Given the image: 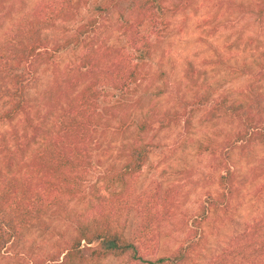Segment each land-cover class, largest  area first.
<instances>
[{
    "label": "trees",
    "instance_id": "obj_1",
    "mask_svg": "<svg viewBox=\"0 0 264 264\" xmlns=\"http://www.w3.org/2000/svg\"><path fill=\"white\" fill-rule=\"evenodd\" d=\"M93 1L0 0V264H264V60L244 65L247 82L221 93L189 67L174 106L161 109L151 98L167 92L166 74L151 70L154 44L141 29L168 27L196 12V0H103L81 22ZM214 7L264 19V0ZM67 50L78 56L61 67ZM194 119L213 130L197 152L216 191L193 216L176 187L143 188L137 177L155 139L181 124L189 132ZM111 147L114 162L93 181V163ZM249 185L262 209L203 259V226L222 223Z\"/></svg>",
    "mask_w": 264,
    "mask_h": 264
},
{
    "label": "rangeland",
    "instance_id": "obj_2",
    "mask_svg": "<svg viewBox=\"0 0 264 264\" xmlns=\"http://www.w3.org/2000/svg\"><path fill=\"white\" fill-rule=\"evenodd\" d=\"M101 1L103 0H94L82 10L81 22L92 15L95 6ZM194 6L196 12L177 14L169 19V26L166 28L158 23L141 29V34L150 38L154 44L151 70L166 74L167 92L151 98L161 109L174 106L177 92L180 94L187 84L185 72L189 67L193 68L198 83L208 84L212 90L221 93L233 91L247 82L244 65L254 67L255 62L264 60V19L223 10L215 12V0H196ZM111 42L117 46L123 44L116 33ZM77 56V50H67L57 56V61L64 67L74 62ZM49 78L48 73L41 74L40 89ZM157 84L161 85L162 81ZM106 93L110 100L108 102L117 98L110 90H106ZM193 124L189 132L181 124L161 133L155 139L154 142H160V145L150 154L137 182L143 188L159 186L161 190H165L176 187L181 209L194 216L205 196L216 191V185L208 157L197 152V142L213 133V130L198 125L197 119L193 120ZM115 153V148L111 147L107 153L96 158L91 168L93 181L100 178L114 162ZM257 154L264 156V147L259 148ZM234 160V167L245 172L247 167L243 160ZM254 188L255 185H249L241 190L239 196L230 203L227 214L222 215L225 216L222 223L211 218L205 223L202 229L206 238L201 250L203 259L218 252L230 237L262 209L253 196ZM165 243L164 247H168L172 242ZM118 263L113 260L106 264Z\"/></svg>",
    "mask_w": 264,
    "mask_h": 264
}]
</instances>
